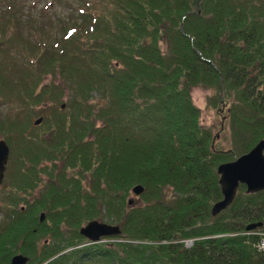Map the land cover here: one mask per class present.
<instances>
[{
    "label": "trees",
    "instance_id": "16d2710c",
    "mask_svg": "<svg viewBox=\"0 0 264 264\" xmlns=\"http://www.w3.org/2000/svg\"><path fill=\"white\" fill-rule=\"evenodd\" d=\"M41 1L0 0V264H264V190L211 214L217 167L264 140V0H75L57 21ZM103 218L120 234H80Z\"/></svg>",
    "mask_w": 264,
    "mask_h": 264
},
{
    "label": "water",
    "instance_id": "95a60500",
    "mask_svg": "<svg viewBox=\"0 0 264 264\" xmlns=\"http://www.w3.org/2000/svg\"><path fill=\"white\" fill-rule=\"evenodd\" d=\"M64 106V105H63ZM42 118H38L34 124L38 125ZM223 128V127H222ZM215 138L213 139L214 143ZM213 145V144H212ZM9 157V147L4 139H0V183L2 182L5 166ZM219 175V186L222 198L211 208L212 216L218 215L233 202L240 184L246 186L248 193L264 190V140L230 162H225L217 167ZM132 192L139 195L143 192L141 185L133 187ZM129 204L132 200L128 201ZM44 213L40 214V221L44 220ZM262 226V223H252L246 226V230H253ZM80 234L91 242H98L102 237H108L120 234L118 225L92 220L83 225ZM28 257L17 254L11 258L10 264H27Z\"/></svg>",
    "mask_w": 264,
    "mask_h": 264
},
{
    "label": "rangeland",
    "instance_id": "374dc122",
    "mask_svg": "<svg viewBox=\"0 0 264 264\" xmlns=\"http://www.w3.org/2000/svg\"><path fill=\"white\" fill-rule=\"evenodd\" d=\"M33 1L35 2V0H26L28 4L33 3ZM68 1H71L73 5L68 6V3H67ZM74 1L75 0L64 1L63 2L64 6H63L61 3L57 2L56 0H42L40 3H37L38 4L37 8H35L33 12L36 15H38L39 11L42 9L45 12V15L43 17L45 16L47 18L51 17L55 21H57L58 18L66 19L67 16L74 17L75 15L74 8L76 7ZM46 6H48V8ZM53 31L56 32V34L59 33L60 27L58 26V24H56L53 27ZM37 34H34V36H36ZM191 96H192L193 103L200 110L201 124H203L206 128L212 131V134L214 135V137H216L215 144L219 148L228 149L230 146V143H229L230 135L226 131L224 132L221 131L222 130L221 129L222 119L220 117L224 115V113H222L223 109L219 112L220 107L217 106V104L216 106L212 105V101L210 100L211 91L205 88L197 87V88L192 89ZM225 128L226 130L228 129V126L226 124H225ZM1 196H2V191H0V197ZM129 200H132L131 204H135L137 201H139V195L136 196L134 193H131V195L129 196ZM101 221L105 223H110L108 222L107 218H103Z\"/></svg>",
    "mask_w": 264,
    "mask_h": 264
},
{
    "label": "flooded vegetation",
    "instance_id": "af4514ba",
    "mask_svg": "<svg viewBox=\"0 0 264 264\" xmlns=\"http://www.w3.org/2000/svg\"><path fill=\"white\" fill-rule=\"evenodd\" d=\"M0 191H2V196L0 197V212L2 213V208L5 209V205L8 204L6 201L7 200L6 199L7 197L5 194L6 189H5V184L3 181L0 183Z\"/></svg>",
    "mask_w": 264,
    "mask_h": 264
},
{
    "label": "built area",
    "instance_id": "2783aa9c",
    "mask_svg": "<svg viewBox=\"0 0 264 264\" xmlns=\"http://www.w3.org/2000/svg\"><path fill=\"white\" fill-rule=\"evenodd\" d=\"M258 248L260 250L264 251V233L262 234L261 239H260V241L258 243Z\"/></svg>",
    "mask_w": 264,
    "mask_h": 264
}]
</instances>
